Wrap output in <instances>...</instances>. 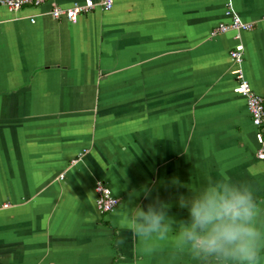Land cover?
Segmentation results:
<instances>
[{"label": "crops", "instance_id": "obj_1", "mask_svg": "<svg viewBox=\"0 0 264 264\" xmlns=\"http://www.w3.org/2000/svg\"><path fill=\"white\" fill-rule=\"evenodd\" d=\"M83 1L0 6V264H216L174 234L142 242L125 206L148 185L178 222V194L227 177L264 207V160L229 56L242 46L264 97V0H114L75 23L47 13ZM233 15L253 29L211 33ZM98 181L119 199L107 214Z\"/></svg>", "mask_w": 264, "mask_h": 264}, {"label": "clouds", "instance_id": "obj_2", "mask_svg": "<svg viewBox=\"0 0 264 264\" xmlns=\"http://www.w3.org/2000/svg\"><path fill=\"white\" fill-rule=\"evenodd\" d=\"M171 183L179 186L178 180ZM152 193L153 187L145 185L130 194L125 206L124 219L142 242L164 241L174 234L176 247L194 261L264 264V207L258 205L249 185L222 177L196 193L178 194V207L188 213L178 222L169 215L170 205ZM141 194L149 201L146 205L133 199Z\"/></svg>", "mask_w": 264, "mask_h": 264}, {"label": "built area", "instance_id": "obj_3", "mask_svg": "<svg viewBox=\"0 0 264 264\" xmlns=\"http://www.w3.org/2000/svg\"><path fill=\"white\" fill-rule=\"evenodd\" d=\"M50 0H0V6L6 7L9 11H17L24 7H40ZM114 0H102L95 2L94 0H84L81 3H74L69 7H58L53 5L48 14L54 19L65 18L75 23L80 14L90 12L96 5L103 10H109ZM228 13V12H227ZM31 21H34L31 18ZM253 22L242 21L238 16L233 15L229 22L219 23L213 30L212 34L224 33L227 31H245L253 29ZM230 59L233 63L231 73L235 79L234 92L245 99L247 109L250 114L252 125L256 128V137L258 140V148L256 157L264 160V97L254 92L244 75L242 69V46L237 45L229 52ZM96 206L101 214L113 211L119 204V199L113 195L110 187L98 181L95 184ZM4 206H7L5 204Z\"/></svg>", "mask_w": 264, "mask_h": 264}, {"label": "rangeland", "instance_id": "obj_4", "mask_svg": "<svg viewBox=\"0 0 264 264\" xmlns=\"http://www.w3.org/2000/svg\"><path fill=\"white\" fill-rule=\"evenodd\" d=\"M107 214V213H106Z\"/></svg>", "mask_w": 264, "mask_h": 264}]
</instances>
